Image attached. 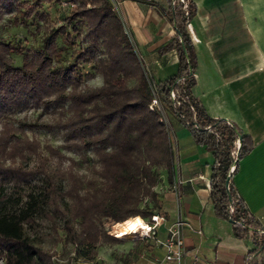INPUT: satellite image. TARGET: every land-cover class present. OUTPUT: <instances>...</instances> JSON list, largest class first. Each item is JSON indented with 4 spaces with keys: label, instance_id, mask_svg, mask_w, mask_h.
Segmentation results:
<instances>
[{
    "label": "trees",
    "instance_id": "1",
    "mask_svg": "<svg viewBox=\"0 0 264 264\" xmlns=\"http://www.w3.org/2000/svg\"><path fill=\"white\" fill-rule=\"evenodd\" d=\"M51 1L0 0V20L14 13V25L27 26L36 18L44 23L41 42L23 52L19 63L13 52L23 46L0 36V254L7 263L52 264L41 237L29 232L41 219L59 234L63 248L95 254L98 245L128 237L126 229L135 220H149L159 211L156 186L163 170L171 178L173 149L159 108L150 107L152 85L166 112L213 154L210 197L216 214L232 222L237 236L252 238V252L263 250V226L232 179L253 140L233 121L210 115L192 91L196 57L189 23L195 1L168 0L161 6L174 33L159 51L174 49L178 66L156 81L147 75L112 0H59L75 5L60 24L43 6ZM80 63L92 71L84 72ZM95 74L101 82L89 84L85 79ZM32 108L51 120L16 117ZM25 126L61 131L63 141L40 144ZM66 152L79 155L85 174ZM118 223L121 238L105 228ZM131 262L125 254L123 264Z\"/></svg>",
    "mask_w": 264,
    "mask_h": 264
},
{
    "label": "crops",
    "instance_id": "2",
    "mask_svg": "<svg viewBox=\"0 0 264 264\" xmlns=\"http://www.w3.org/2000/svg\"><path fill=\"white\" fill-rule=\"evenodd\" d=\"M189 30L196 57L193 93L212 116L227 118L253 140L232 175L234 187L264 229V0H194ZM151 80L177 71L174 49L159 48L173 35L162 11L168 0H112ZM168 135L173 149L172 174L166 170L156 186L164 219L157 237L178 217L183 228V264H264V249L249 235L240 237L232 222L220 217L210 197L213 154L193 140L174 116ZM175 184V188H174ZM137 262L153 264L163 246L149 239Z\"/></svg>",
    "mask_w": 264,
    "mask_h": 264
},
{
    "label": "rangeland",
    "instance_id": "3",
    "mask_svg": "<svg viewBox=\"0 0 264 264\" xmlns=\"http://www.w3.org/2000/svg\"><path fill=\"white\" fill-rule=\"evenodd\" d=\"M43 6L49 13L50 19L55 24L62 23L63 15L67 14L75 7L74 4L68 7L65 2H60L59 0L43 2ZM13 14L14 13H4L2 15L0 20V36L13 44L23 46L22 52H13L14 61L19 63L22 59L23 52L31 51L41 42L44 34V23H42L40 19L36 18L30 19L27 26L22 24L14 25L11 23ZM68 30L71 31L69 27ZM69 49L71 51L74 47L70 46ZM72 56V53L69 54V58H72ZM80 66L84 72L92 71V68L88 63H80ZM85 80L89 84H99L101 82V77L99 74H95L93 77L86 78ZM166 113L170 121L173 115L169 111ZM23 116L31 121L37 119L38 117L40 121L51 120V116L48 113L41 111L40 108H32L16 114V117ZM1 126L2 124L0 121V128ZM25 131L30 138H37V140L40 141V144L49 142L55 146H59L63 141L62 132L55 129L47 130L46 128L39 126H25ZM66 153L78 160L79 164L76 165V170L80 174H85L87 170L86 164L84 161L79 159V155L75 152ZM35 161V156L31 157V164H34ZM67 164L68 161H65L63 165L66 166ZM122 223L115 225L108 224L107 227H109L110 230L107 229V227L105 228L109 234L116 236ZM29 232L31 234H38L41 237L42 245L52 253V264H71L72 260H75L78 264H123V257L125 254L132 260L131 264H133L137 262L139 256L141 255L142 248L148 245V241L141 237V230L139 229L135 235L131 237H123V241L121 242L111 244L103 243L98 245L96 247V253L91 254L86 249L80 248L74 250V248L70 246L63 248L62 243L56 240L59 234L52 230L50 223L46 219H41L39 224L33 229H30ZM73 256L74 259L72 258Z\"/></svg>",
    "mask_w": 264,
    "mask_h": 264
},
{
    "label": "built area",
    "instance_id": "4",
    "mask_svg": "<svg viewBox=\"0 0 264 264\" xmlns=\"http://www.w3.org/2000/svg\"><path fill=\"white\" fill-rule=\"evenodd\" d=\"M126 32L128 33L127 30ZM151 92L153 94V98L150 107L156 106L157 108H159L161 112V117L168 129L169 118L167 116L166 110L161 106L159 102L156 93V88L153 85L151 86ZM174 188H175V184H174ZM163 219H164L163 213L157 211L150 216L149 220H143L145 222L146 228L140 229L141 237L146 241L149 239H154L156 242L160 243L164 248L163 255L160 257H155L153 264H183L184 241H183L182 231L183 228L186 225H188V223L182 217L176 218L167 226V234L165 238L161 239L157 237V228ZM196 260L197 257L195 256L193 259V264L196 262ZM0 264H8L5 257L1 254H0Z\"/></svg>",
    "mask_w": 264,
    "mask_h": 264
},
{
    "label": "bare ground",
    "instance_id": "5",
    "mask_svg": "<svg viewBox=\"0 0 264 264\" xmlns=\"http://www.w3.org/2000/svg\"><path fill=\"white\" fill-rule=\"evenodd\" d=\"M141 228H146L145 222L143 220H135L133 223H131L127 227V229H126V235L127 236H133V235L136 234L137 230H139ZM119 235H120V232H118V234L116 236L120 237Z\"/></svg>",
    "mask_w": 264,
    "mask_h": 264
},
{
    "label": "water",
    "instance_id": "6",
    "mask_svg": "<svg viewBox=\"0 0 264 264\" xmlns=\"http://www.w3.org/2000/svg\"><path fill=\"white\" fill-rule=\"evenodd\" d=\"M183 48L185 49L184 45H183ZM227 181H228V178H227ZM227 181H226V184H227Z\"/></svg>",
    "mask_w": 264,
    "mask_h": 264
}]
</instances>
